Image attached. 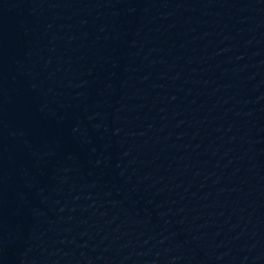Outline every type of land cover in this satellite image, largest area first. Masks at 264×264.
I'll return each mask as SVG.
<instances>
[{
	"label": "water",
	"instance_id": "obj_1",
	"mask_svg": "<svg viewBox=\"0 0 264 264\" xmlns=\"http://www.w3.org/2000/svg\"><path fill=\"white\" fill-rule=\"evenodd\" d=\"M0 264H264V0H0Z\"/></svg>",
	"mask_w": 264,
	"mask_h": 264
}]
</instances>
